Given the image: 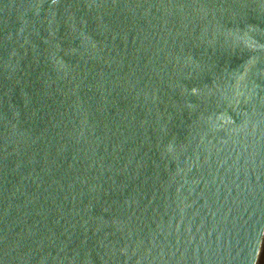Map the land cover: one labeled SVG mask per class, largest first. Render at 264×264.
I'll list each match as a JSON object with an SVG mask.
<instances>
[{
	"label": "water",
	"instance_id": "95a60500",
	"mask_svg": "<svg viewBox=\"0 0 264 264\" xmlns=\"http://www.w3.org/2000/svg\"><path fill=\"white\" fill-rule=\"evenodd\" d=\"M264 0H0V264H261Z\"/></svg>",
	"mask_w": 264,
	"mask_h": 264
},
{
	"label": "rangeland",
	"instance_id": "374dc122",
	"mask_svg": "<svg viewBox=\"0 0 264 264\" xmlns=\"http://www.w3.org/2000/svg\"><path fill=\"white\" fill-rule=\"evenodd\" d=\"M261 264H264V255H263V258H262V262H261Z\"/></svg>",
	"mask_w": 264,
	"mask_h": 264
}]
</instances>
